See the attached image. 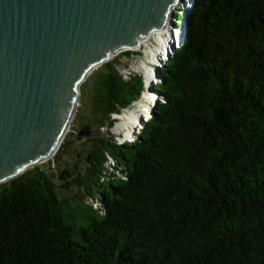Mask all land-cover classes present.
I'll return each instance as SVG.
<instances>
[{
	"label": "trees",
	"instance_id": "obj_1",
	"mask_svg": "<svg viewBox=\"0 0 264 264\" xmlns=\"http://www.w3.org/2000/svg\"><path fill=\"white\" fill-rule=\"evenodd\" d=\"M192 7L161 99L136 139H93L76 197L27 173L0 184V264H264V0ZM118 64L84 82L96 125L145 92Z\"/></svg>",
	"mask_w": 264,
	"mask_h": 264
},
{
	"label": "water",
	"instance_id": "obj_2",
	"mask_svg": "<svg viewBox=\"0 0 264 264\" xmlns=\"http://www.w3.org/2000/svg\"><path fill=\"white\" fill-rule=\"evenodd\" d=\"M179 2L189 4L181 10L180 27L174 19ZM193 3L0 0V184L59 150L77 113L81 86L94 70L167 24L179 29L183 41ZM89 128L79 139L90 135Z\"/></svg>",
	"mask_w": 264,
	"mask_h": 264
},
{
	"label": "rangeland",
	"instance_id": "obj_3",
	"mask_svg": "<svg viewBox=\"0 0 264 264\" xmlns=\"http://www.w3.org/2000/svg\"><path fill=\"white\" fill-rule=\"evenodd\" d=\"M186 5L189 6L187 3ZM180 6H183V3L179 2L176 4L175 9ZM181 25L182 24H179V27ZM156 33L157 32L152 33L149 38L145 39L141 46L131 50L134 54L126 56L123 55L124 51H122L114 56L119 57V64L117 67L124 77H127L130 73L136 72L144 74L145 78L148 77V73L155 74V79L150 82L146 78L148 86H146L141 101L134 102L129 108L123 111L125 112L128 109H132L131 111H134L137 116L136 124L134 122L130 123L129 121L120 119L117 114L113 115L116 121L111 127L94 124V117L91 114L92 93L86 91L87 88L84 87L85 83H83L81 86V91L83 92L80 97L77 113L62 142V145H67L70 141L73 142V144L68 145L70 147L69 152L66 153L65 150L62 151L61 145L59 150L49 160L29 167L25 173L29 174L30 177H45L50 179L55 183L61 197H76L82 189L75 185L70 186L69 182H72V179L77 177V175L85 173V167L87 164L85 151L88 145L94 143L93 139L98 138L101 134L106 135L109 138L116 136L121 141H124V139H136L140 128L143 127L144 122L148 119V112L152 106L161 99L157 93H155L157 96L153 93L151 86L159 81V78L157 77V75H159L157 74V67H161L163 64L160 61L161 57L159 53L168 37H166L167 30H162L160 35ZM155 62H157V65H154ZM94 74L95 70L88 78H92ZM86 126L90 127V135L83 139H79L78 136L80 131H84ZM65 171L68 172L70 175L69 177L65 175ZM63 186L66 187L64 188Z\"/></svg>",
	"mask_w": 264,
	"mask_h": 264
},
{
	"label": "bare ground",
	"instance_id": "obj_4",
	"mask_svg": "<svg viewBox=\"0 0 264 264\" xmlns=\"http://www.w3.org/2000/svg\"><path fill=\"white\" fill-rule=\"evenodd\" d=\"M170 29V25L167 24L163 29H161V31H165V30H169ZM161 31H156L158 35L161 34ZM182 39L181 37V34H180V31H176V34L174 36V44L176 42H179L180 40ZM166 40V39H165ZM164 43V42H163ZM141 46V45H140ZM170 47H171V41L170 39L167 38L166 42L164 43V46L162 47V50L161 52L159 53V55L163 54V53H168L169 55V50H170ZM138 48V47H137ZM168 59V57H166ZM156 63V62H155ZM155 74L154 73H148V77H146L148 79V81L150 82L151 80L155 79ZM141 101V100H140ZM132 110V109H131ZM130 109L126 110L125 112L123 113H120V114H117L118 117L122 120H125V121H129L130 123L132 122H136L137 121V116L136 114L134 113V111H131ZM150 111L148 112V116L147 118L150 117ZM128 122V123H129ZM136 124V123H135ZM128 136V135H127ZM130 136V135H129Z\"/></svg>",
	"mask_w": 264,
	"mask_h": 264
},
{
	"label": "built area",
	"instance_id": "obj_5",
	"mask_svg": "<svg viewBox=\"0 0 264 264\" xmlns=\"http://www.w3.org/2000/svg\"><path fill=\"white\" fill-rule=\"evenodd\" d=\"M184 8L187 9L188 6L184 5L183 9ZM178 30L179 29H175V28H172V29L170 28L169 30H167V36L166 37H168L170 39V41H171V47H170V50H169L170 56L174 54V51L176 49H178L180 47L181 43H182V41L180 40L179 42H176L174 44V36L176 34V31H178ZM180 34H181V32H180ZM172 35H173V37H172ZM172 45H174V47ZM160 57H161L160 61L164 64L167 61L166 57H168V53H163V54L160 55ZM146 86H148L147 83H146Z\"/></svg>",
	"mask_w": 264,
	"mask_h": 264
},
{
	"label": "clouds",
	"instance_id": "obj_6",
	"mask_svg": "<svg viewBox=\"0 0 264 264\" xmlns=\"http://www.w3.org/2000/svg\"><path fill=\"white\" fill-rule=\"evenodd\" d=\"M169 58H170V57L168 56V59H169ZM168 59H167V60H168ZM157 71H158V67H157ZM157 74H158V73H157ZM157 76H159V75H157ZM157 102H158V101H157ZM124 140H125V139H124Z\"/></svg>",
	"mask_w": 264,
	"mask_h": 264
}]
</instances>
